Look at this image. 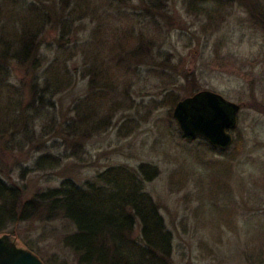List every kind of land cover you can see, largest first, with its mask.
I'll use <instances>...</instances> for the list:
<instances>
[{
  "label": "trees",
  "instance_id": "trees-1",
  "mask_svg": "<svg viewBox=\"0 0 264 264\" xmlns=\"http://www.w3.org/2000/svg\"><path fill=\"white\" fill-rule=\"evenodd\" d=\"M242 1L183 0L186 14L202 17L203 29L210 34L226 21L228 8ZM171 2L0 0V236L13 235V226L21 222L60 220L66 232L62 245L77 264H173V234L146 191L160 175L158 166H110L83 185L67 178L28 200L26 187L9 182L16 167L9 165L13 154L40 153L29 172L57 170L66 159L82 160L87 143L111 131L120 114L136 111L139 116L123 118L117 127L119 139L133 136L163 106L169 110L167 127L176 125L173 110L182 98L175 89L180 80L174 74L177 66L167 51V28L176 22ZM249 3L252 23L264 29L263 6ZM86 21L93 24L88 36L73 39L77 25ZM17 69L23 75L20 84L13 81ZM183 75L191 95L198 93L194 76ZM85 81L87 91L72 104V117L61 121L56 99ZM137 96H152L151 103L137 102ZM178 132L187 143L199 139ZM202 147L220 155L232 149L204 139L195 149ZM225 164L210 162L223 170Z\"/></svg>",
  "mask_w": 264,
  "mask_h": 264
},
{
  "label": "rangeland",
  "instance_id": "rangeland-1",
  "mask_svg": "<svg viewBox=\"0 0 264 264\" xmlns=\"http://www.w3.org/2000/svg\"><path fill=\"white\" fill-rule=\"evenodd\" d=\"M250 1L264 8V0L236 2L228 8L227 19L220 29L210 34L203 29L199 20L202 17L186 14L183 0H172L169 10L176 22L167 28V51L177 66L174 74L180 80L175 89L182 100L193 96L183 75L190 73L200 91L218 93L241 106L237 136H242L243 146L236 161L230 160L233 148L220 155L204 147L196 150L202 139L183 141L177 122V126L173 123L167 127L169 110L163 106L154 110L141 128L126 139L117 137V127L123 118L139 114L136 111L120 114L111 131L87 143L82 160L66 159L54 171L29 172L40 153H15L9 159V165L16 164L9 182L26 187L28 200L36 192L57 188L67 178L83 185L110 166L136 168L141 163H151L158 166L160 175L147 184L146 191L159 206L173 234V264H261L264 261V29L252 23L246 8ZM76 28L79 32L73 39L82 40L93 24L86 21ZM22 77L18 69L13 71L15 83L20 84ZM86 91L87 81L79 82L74 90L56 99L61 121L72 117V104ZM151 94H156V90ZM151 99L152 96H137L136 101L150 104ZM54 142L55 138L50 139L48 146L52 147ZM59 144L65 151L61 139ZM220 160L226 163L224 170L210 166V162ZM63 226L60 220L21 222L13 226L12 236L20 247L33 248L41 260L77 264L74 254L62 245L66 233Z\"/></svg>",
  "mask_w": 264,
  "mask_h": 264
},
{
  "label": "water",
  "instance_id": "water-1",
  "mask_svg": "<svg viewBox=\"0 0 264 264\" xmlns=\"http://www.w3.org/2000/svg\"><path fill=\"white\" fill-rule=\"evenodd\" d=\"M240 110V105L205 90L177 103L173 117L186 137L205 139L215 147L227 149L232 144L230 131L237 125ZM0 264L44 262L27 248L20 247L12 235L5 234L0 236Z\"/></svg>",
  "mask_w": 264,
  "mask_h": 264
},
{
  "label": "flooded vegetation",
  "instance_id": "flooded-vegetation-1",
  "mask_svg": "<svg viewBox=\"0 0 264 264\" xmlns=\"http://www.w3.org/2000/svg\"><path fill=\"white\" fill-rule=\"evenodd\" d=\"M240 114V112H239ZM239 114H238V121H237V125L236 127L230 131L231 135H232V138H233V141H232V144L230 147H232L234 150H232V155L230 157V160L231 162H234L237 160V158L239 157V153H238V149L240 146H238L239 144V140H240V137L239 135L237 136V133H238V127H239ZM236 136V137H235Z\"/></svg>",
  "mask_w": 264,
  "mask_h": 264
}]
</instances>
